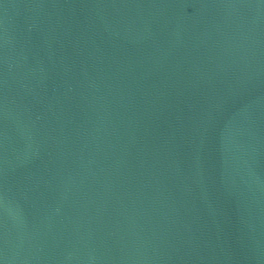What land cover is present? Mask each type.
I'll return each instance as SVG.
<instances>
[{"label": "water", "instance_id": "obj_1", "mask_svg": "<svg viewBox=\"0 0 264 264\" xmlns=\"http://www.w3.org/2000/svg\"><path fill=\"white\" fill-rule=\"evenodd\" d=\"M0 264H264V0H0Z\"/></svg>", "mask_w": 264, "mask_h": 264}]
</instances>
